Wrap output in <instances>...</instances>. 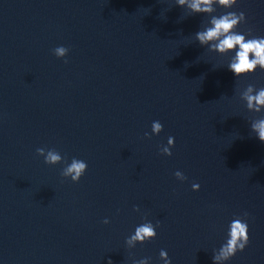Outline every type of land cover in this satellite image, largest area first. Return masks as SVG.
I'll use <instances>...</instances> for the list:
<instances>
[{
    "label": "water",
    "instance_id": "obj_1",
    "mask_svg": "<svg viewBox=\"0 0 264 264\" xmlns=\"http://www.w3.org/2000/svg\"><path fill=\"white\" fill-rule=\"evenodd\" d=\"M212 6L0 0V264H165L161 250L171 264H264V142L252 129L264 106L243 98L264 69L238 77L234 52L196 37L228 12L245 13L234 30L246 39L264 37V0ZM73 158L88 164L79 182L62 175ZM236 218L250 241L217 261ZM146 221L156 238L128 244Z\"/></svg>",
    "mask_w": 264,
    "mask_h": 264
},
{
    "label": "clouds",
    "instance_id": "obj_2",
    "mask_svg": "<svg viewBox=\"0 0 264 264\" xmlns=\"http://www.w3.org/2000/svg\"><path fill=\"white\" fill-rule=\"evenodd\" d=\"M220 5L226 8H232L237 4L238 0H218ZM180 6L188 5L193 12L197 13H213L214 0H177ZM241 22H246V16L244 12L237 14L236 12H228L220 16H211L210 25L206 29L196 33L197 39L201 44H210V47L220 51L221 53L234 52L231 62L228 67L236 76H244L250 73H254L257 70V66L260 69H264V37H253L246 39L244 34H241L234 29H237ZM54 54L59 58L66 57L69 49L64 46L55 48ZM67 63V60H65ZM254 93V94H253ZM243 98L247 101V107L254 109L256 112L262 111L264 106V87L255 88L254 85L249 84L246 91L243 93ZM252 129L258 134L260 141L264 142V118L255 120L252 123ZM163 131V125L159 121H154L152 124V132L159 134ZM146 136L150 135L145 133ZM168 145L175 146V139L173 137L168 138ZM163 146L161 151L168 156L172 155L171 147ZM37 153L43 156L45 163L49 165L60 164L65 162V158L62 157L60 152L56 149L38 148ZM88 169V164L81 159L73 158L70 164H67L62 171V175L65 178L70 177L73 182H79ZM176 177L180 180L187 179L182 172L177 171ZM194 190H199V184H193ZM139 211L137 207L135 209ZM247 215V213H245ZM104 223H109L106 219ZM157 225H154L150 221H146L139 225L135 229V233L127 239L128 244H133L136 241L145 243L146 241L155 239L157 236ZM227 242L220 248L218 256L214 259L219 261L230 260L237 252L243 251L250 241L249 226L243 219L236 218L230 224V230L228 232ZM161 258L165 264H171V259L168 256L167 251L161 250ZM137 264H149V259L145 258L137 262Z\"/></svg>",
    "mask_w": 264,
    "mask_h": 264
}]
</instances>
